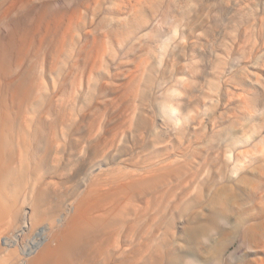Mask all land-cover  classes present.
I'll list each match as a JSON object with an SVG mask.
<instances>
[{
    "label": "rangeland",
    "instance_id": "rangeland-1",
    "mask_svg": "<svg viewBox=\"0 0 264 264\" xmlns=\"http://www.w3.org/2000/svg\"><path fill=\"white\" fill-rule=\"evenodd\" d=\"M1 46L4 76L157 134L165 264H264V0H0Z\"/></svg>",
    "mask_w": 264,
    "mask_h": 264
},
{
    "label": "bare ground",
    "instance_id": "bare-ground-1",
    "mask_svg": "<svg viewBox=\"0 0 264 264\" xmlns=\"http://www.w3.org/2000/svg\"><path fill=\"white\" fill-rule=\"evenodd\" d=\"M26 37L11 30L6 45ZM55 89L0 71V264H165L158 202L172 181L157 134L125 115L103 127L96 107L80 115L71 88Z\"/></svg>",
    "mask_w": 264,
    "mask_h": 264
}]
</instances>
